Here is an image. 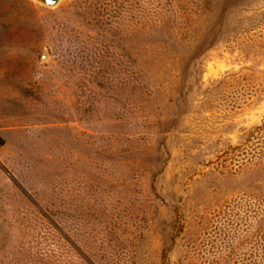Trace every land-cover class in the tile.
Wrapping results in <instances>:
<instances>
[{"label":"rangeland","instance_id":"obj_1","mask_svg":"<svg viewBox=\"0 0 264 264\" xmlns=\"http://www.w3.org/2000/svg\"><path fill=\"white\" fill-rule=\"evenodd\" d=\"M0 264H264V0H0Z\"/></svg>","mask_w":264,"mask_h":264},{"label":"water","instance_id":"obj_2","mask_svg":"<svg viewBox=\"0 0 264 264\" xmlns=\"http://www.w3.org/2000/svg\"><path fill=\"white\" fill-rule=\"evenodd\" d=\"M43 2L47 6H55L59 0H43Z\"/></svg>","mask_w":264,"mask_h":264},{"label":"trees","instance_id":"obj_3","mask_svg":"<svg viewBox=\"0 0 264 264\" xmlns=\"http://www.w3.org/2000/svg\"><path fill=\"white\" fill-rule=\"evenodd\" d=\"M255 130H256V131H261L262 129L258 127V128H256ZM253 133H254V132H252V134H253ZM248 140H249V138H248Z\"/></svg>","mask_w":264,"mask_h":264}]
</instances>
